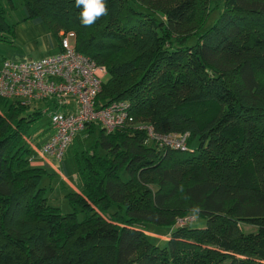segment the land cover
<instances>
[{
  "label": "trees",
  "instance_id": "1",
  "mask_svg": "<svg viewBox=\"0 0 264 264\" xmlns=\"http://www.w3.org/2000/svg\"><path fill=\"white\" fill-rule=\"evenodd\" d=\"M21 3L58 39L73 30L76 49L106 67L96 105L127 100L135 120L187 131L189 148L87 122L86 145L77 134L71 145L80 191L67 189L62 212L25 139L48 138L49 121L37 137L31 129L49 101L0 96V264H264V0H105L107 15L88 27L75 0ZM6 14L0 0V40L13 43ZM187 214L205 225L176 224ZM156 226L163 244L150 239Z\"/></svg>",
  "mask_w": 264,
  "mask_h": 264
},
{
  "label": "built area",
  "instance_id": "2",
  "mask_svg": "<svg viewBox=\"0 0 264 264\" xmlns=\"http://www.w3.org/2000/svg\"><path fill=\"white\" fill-rule=\"evenodd\" d=\"M58 41L56 53L36 59L4 58L0 65L1 97L18 99L31 107H44L49 101L52 134L39 146L25 137L33 151L62 159L74 136L91 121L99 122L107 132L122 125L143 129L145 140L162 148H189L187 131L161 132L149 122H136L127 100L96 105L106 67L76 49L73 30H60ZM69 100L74 107L64 108ZM177 220L178 224H184L183 218Z\"/></svg>",
  "mask_w": 264,
  "mask_h": 264
},
{
  "label": "crops",
  "instance_id": "3",
  "mask_svg": "<svg viewBox=\"0 0 264 264\" xmlns=\"http://www.w3.org/2000/svg\"><path fill=\"white\" fill-rule=\"evenodd\" d=\"M1 1L3 3L5 1L8 2V0ZM9 5L13 7L14 3H12V5L9 3ZM22 7L24 8L23 5ZM25 15L26 12L24 9V15L19 18L17 17L18 19L16 18L15 20L10 21L14 22V42H8L9 44H7L0 40V65L4 58L18 60L36 59L45 55L56 53L59 50L58 37L49 29L45 22L39 17L25 18ZM65 107L72 108L74 107V104L71 100H69L67 106H64V108ZM51 134L52 129L47 132L45 136H43V140ZM34 142L36 143L35 140ZM40 144V142H37V146ZM61 161V159L41 154L38 151H34L31 155V163L33 165L44 166L51 173H57L59 175L60 183L63 186V189L69 188L80 191V183L77 178L76 171L74 173H70L67 169L61 167ZM50 182L51 181H49V183Z\"/></svg>",
  "mask_w": 264,
  "mask_h": 264
},
{
  "label": "rangeland",
  "instance_id": "4",
  "mask_svg": "<svg viewBox=\"0 0 264 264\" xmlns=\"http://www.w3.org/2000/svg\"><path fill=\"white\" fill-rule=\"evenodd\" d=\"M22 0H13L14 6H10L8 2H4L5 3V7L7 9V19L8 21H13L15 20L17 17H21L22 15H24V8L22 7ZM219 10L218 9H213L212 12L209 14V16L207 17L205 23L203 24V26L201 27V30H204L206 27H208L213 21L214 18L216 17V15L218 14ZM17 18V19H18ZM195 40V37H190L188 39L187 43H192ZM3 41V40H2ZM7 44H9L7 41H3ZM48 121H49V111L45 112L41 118L34 123L32 129H31V134L32 137H37L38 135V127H46L48 126ZM136 122H139L137 120H135ZM84 133L79 132L77 134V137H80L79 141H78V145L80 144L82 147H84L86 145V141L82 140V136ZM33 140V139H32ZM81 142V143H80ZM37 144V141H36ZM76 144V145H77ZM194 144V143H193ZM72 143L68 146V148L66 149V151L64 152V155L62 157V164L61 167H64V169H67L70 173H74L75 169H76V163H75V157H74V149L71 146ZM53 175L50 176H45L42 180L43 183H46L47 185V189H46V195L48 196L49 202L55 205H58V207H60L62 212H66L72 209V207L68 204V201L66 199V197L64 196L65 192L67 191L68 188L63 189V186L60 183V177L57 173H52ZM122 177L126 178V172L122 171L121 172ZM49 181H51L49 183ZM77 216L79 219L82 218L83 214L81 211L77 212ZM179 218H183L184 219V223L186 222L189 225H195V226H204L206 223L205 218L203 217H199L196 216L194 214H187L184 217H179ZM178 219V218H177ZM176 219V224H178V220ZM242 227L244 230H254L256 227L254 225L251 224H242ZM158 228H161L158 229ZM155 231H148L150 235V239L158 244H163L164 240L168 238L166 234L167 229H162V227L156 226L155 227ZM153 232V233H152ZM156 233V234H154ZM169 236V235H168Z\"/></svg>",
  "mask_w": 264,
  "mask_h": 264
},
{
  "label": "clouds",
  "instance_id": "5",
  "mask_svg": "<svg viewBox=\"0 0 264 264\" xmlns=\"http://www.w3.org/2000/svg\"><path fill=\"white\" fill-rule=\"evenodd\" d=\"M75 7L81 8L80 20L85 27L93 25L108 13L105 0H75Z\"/></svg>",
  "mask_w": 264,
  "mask_h": 264
}]
</instances>
